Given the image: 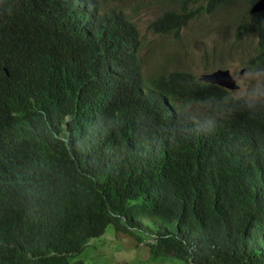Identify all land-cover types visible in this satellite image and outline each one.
Here are the masks:
<instances>
[{
    "label": "trees",
    "instance_id": "16d2710c",
    "mask_svg": "<svg viewBox=\"0 0 264 264\" xmlns=\"http://www.w3.org/2000/svg\"><path fill=\"white\" fill-rule=\"evenodd\" d=\"M188 1L150 25L179 27ZM238 27L263 56L264 9ZM138 43L97 0H0V264H87L90 237L140 240L138 218L158 222L153 260L264 264V100L177 69L152 77L159 96ZM177 94L218 111L178 114Z\"/></svg>",
    "mask_w": 264,
    "mask_h": 264
},
{
    "label": "rangeland",
    "instance_id": "374dc122",
    "mask_svg": "<svg viewBox=\"0 0 264 264\" xmlns=\"http://www.w3.org/2000/svg\"><path fill=\"white\" fill-rule=\"evenodd\" d=\"M97 1L103 9L120 8L137 27L140 35L137 56L146 88L153 76L172 69L188 71L197 77L222 68L235 81L236 88L228 90L234 97L264 99V55L256 54L257 41L253 34L236 29L247 17V0H229L218 5L211 14L196 15L178 35L154 34L145 27L161 10L176 7V0ZM169 103L181 115L208 118L204 116L208 106L188 95L172 98ZM156 224L158 222L152 218L136 219L132 230L140 240L126 232L114 231L108 224L100 235L90 237L73 258L87 264H179L172 255L162 260L149 257L144 242L152 240Z\"/></svg>",
    "mask_w": 264,
    "mask_h": 264
},
{
    "label": "clouds",
    "instance_id": "9594fccd",
    "mask_svg": "<svg viewBox=\"0 0 264 264\" xmlns=\"http://www.w3.org/2000/svg\"><path fill=\"white\" fill-rule=\"evenodd\" d=\"M98 2V1H97ZM176 2H177V6L176 7H170V8H166V9H163V10H161L159 13H157L154 17H152L151 19H149L148 21H147V23H146V25H145V27H146V29L149 31V32H151V33H154V34H167V33H174V34H176V35H178L179 33H180V31L187 25V23L191 20V19H193L196 15H198V14H204V13H209V14H211V12L210 11H206L207 9H206V7H207V2H206V0H189L188 1V8L189 9H191V10H186L185 12L187 13V14H189L190 12H195V15L193 16V17H191L190 19H187L183 24H181L179 27H177V28H175V27H172V28H170V29H168V30H156V29H154L151 25H150V23L152 22V21H154V20H156V19H158V18H160V17H163V16H166V15H168L169 13H178V12H176V11H178V7H179V3H178V0H176ZM99 3V2H98ZM252 2H250L249 3V6H250V4H251ZM100 5V4H99ZM101 7V6H100ZM102 8V7H101ZM249 8V7H248ZM103 9V8H102ZM107 9H113V10H119V12L124 16V18L126 19V20H128L129 22H131L132 24H133V26H134V28L136 29V31H137V34H138V47H137V50H136V54H137V51H138V49H139V46H140V39H139V33H138V30H137V27L135 26V24L132 22L133 20L130 18V17H128L127 16V14L123 11V10H121L120 8H118V9H116V8H107ZM264 9V8H263ZM262 10V9H261ZM260 11V10H259ZM256 12H258V11H256ZM248 13H255V12H249V10H248ZM237 29V31L238 32H240L239 31V27L238 28H236ZM240 33H248V32H240ZM257 41V40H256ZM256 54H259L258 53V50H257V52H256ZM137 58H138V56H137ZM139 61V60H138ZM140 64V63H139ZM216 69H222V68H215L214 70H216ZM173 70V69H172ZM177 70H180V69H177ZM214 70H212V71H214ZM222 70H225V69H222ZM171 71V70H170ZM184 71V70H183ZM212 71H210V72H212ZM226 72H227V70H225ZM186 72H188V71H186ZM210 72H205V73H210ZM205 73H202L200 76H197V77H195L196 79H198L199 81H201V82H204V83H210V84H214V85H217V86H219V87H222V88H224L225 90H227V93L229 94V95H231V96H233L228 90H231V89H234V88H236V86L235 87H233V88H228V87H226V86H224V85H221V84H218V83H213V82H209V81H205V80H202L200 77L203 75V74H205ZM140 74H141V66H140ZM167 74V73H166ZM166 74H163V75H166ZM227 74L229 75V73L227 72ZM194 75V74H193ZM230 76V75H229ZM141 77H142V84H143V88L144 89H146V90H151V91H153L155 94H158L159 95V93H158V91L153 87L152 88V85H151V82H152V79H151V82H150V84H149V88H146V86H145V82H144V78H143V76H142V74H141ZM230 78L233 80V82H234V84H235V81H234V79L230 76ZM205 79V78H204ZM236 85V84H235ZM180 95H183V94H177V95H174L175 97H178V96H180ZM160 96V95H159ZM234 97V96H233ZM237 97H242V96H237ZM243 98H245V97H243ZM249 99V98H248ZM250 100H264V99H250ZM195 102H203V103H205L206 104V106H208L207 107V110L205 111V114H204V116H206V117H208L206 120H208L209 119V117H211V113L212 112H217L218 110L215 108V107H212V106H209L208 104H207V102L206 101H204V100H194ZM170 104V103H169ZM171 106V105H170ZM172 107V106H171ZM173 108V107H172ZM175 111V110H174ZM176 112V111H175ZM176 113H178V112H176ZM178 114H180V113H178ZM187 117H189V116H187ZM189 118H198V119H203L202 117H189ZM205 120V119H204ZM154 220V219H153ZM151 235L153 236V234L151 233ZM152 240H153V237H152ZM152 240H150V241H152ZM145 243V242H144ZM146 244V243H145ZM147 245V244H146ZM147 248H148V246H147Z\"/></svg>",
    "mask_w": 264,
    "mask_h": 264
},
{
    "label": "water",
    "instance_id": "95a60500",
    "mask_svg": "<svg viewBox=\"0 0 264 264\" xmlns=\"http://www.w3.org/2000/svg\"><path fill=\"white\" fill-rule=\"evenodd\" d=\"M263 8H264V0H255L250 4L248 10L249 12H256ZM200 78L205 81L224 85L228 88L235 87L233 80L230 78L227 72L222 69H216L210 73H205Z\"/></svg>",
    "mask_w": 264,
    "mask_h": 264
}]
</instances>
